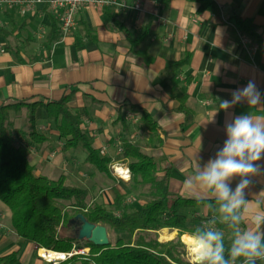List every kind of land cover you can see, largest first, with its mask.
I'll return each instance as SVG.
<instances>
[{"label":"crops","instance_id":"crops-1","mask_svg":"<svg viewBox=\"0 0 264 264\" xmlns=\"http://www.w3.org/2000/svg\"><path fill=\"white\" fill-rule=\"evenodd\" d=\"M124 1L123 6H86L78 13L75 28L64 35L59 30L51 43L47 36L52 19L57 20L58 27L59 21L46 5H37L34 10H23L19 5L1 7L0 28L9 34L0 35V105L27 99L48 102L72 92L69 108L82 111L83 132L94 148L111 157L112 164H118L112 156L114 144L119 150L123 140H130L154 157L160 176L168 173L170 193L213 199L209 192L186 188L185 180L222 146L225 122L231 115L250 113L264 119V105L240 103L227 110L230 116L219 108L222 100L231 99V92L249 80L264 92V0H213L217 9L204 11H199L200 3L193 0ZM136 3L139 8H134ZM232 13L250 18L260 37L237 31L228 21ZM111 16L131 32L133 39L143 33L145 36L132 46ZM187 55V63L166 70L168 63ZM182 98L186 111L178 110ZM26 111H10L7 129L15 145L28 149L34 172L50 178L64 174L68 183L88 188L85 175L79 174L93 167L86 161L85 150H65V139L59 136L54 119L41 107L36 127L47 140L33 142ZM143 112L157 122L155 130L146 127ZM119 114L124 122L118 120ZM237 183L239 177L230 180L233 188ZM116 189L126 203L128 189ZM261 191L264 174L253 177L245 190L253 210ZM218 207L208 203L182 207L179 212L189 223L223 231L225 243L231 245L233 228L221 225ZM2 214L5 231L0 230V255L17 251L25 264H50L37 255L34 244L15 233L11 210L0 200V218ZM246 227L257 231L250 222L240 225L242 231ZM163 231L170 235L168 240L178 235V229L170 227L157 233ZM257 264H264V260Z\"/></svg>","mask_w":264,"mask_h":264},{"label":"trees","instance_id":"trees-1","mask_svg":"<svg viewBox=\"0 0 264 264\" xmlns=\"http://www.w3.org/2000/svg\"><path fill=\"white\" fill-rule=\"evenodd\" d=\"M168 1V0H163ZM200 3L199 11L216 10L213 0H193ZM113 23L125 33L132 43L138 44L145 36L133 39L131 32L121 22L111 16ZM235 29L241 33L259 38L256 24L250 18H242L232 13L228 16ZM56 19H52L51 31L47 41L51 43L58 35ZM9 32L0 28V35ZM13 51L12 48L6 46ZM189 56L167 64V71L176 70L188 62ZM73 93H65L59 99L17 100L0 105V200L11 210L12 227L15 233L36 248H46L56 252H73L75 245L81 242L87 253H76L57 264H191L187 246L181 237L184 233L193 234L186 216L180 214L182 207H196L202 204L216 203L214 199H191L172 194L168 190V173L160 176L154 157L144 154L141 146L130 140L122 142V158L128 159V167L136 183L147 186L149 199L139 209L129 210L124 206V195L118 193L113 208L97 202H90L91 191L67 182L61 174L57 178L38 175L28 159V149L17 146L7 129L10 111H28L29 137L33 142L47 140L36 127L37 110L43 108L52 117L65 139L64 149L81 147L86 153V161L98 172L109 175L111 157L94 148L90 138L83 132L82 111H72L69 102ZM178 110L186 111L185 98H182ZM118 120L124 122L119 114ZM142 120L146 127L155 130L157 122L143 112ZM61 201H68L69 207H63ZM70 211L72 213H70ZM81 216L88 222L104 225L106 228L122 230L130 235L128 242L118 239L114 244L109 241L105 246L95 245L88 239L78 238ZM222 225V223H221ZM178 229L175 239L158 240V230ZM225 243V240H224ZM231 245L225 243V256H229ZM240 260V259H238ZM0 264H25L17 251L0 255Z\"/></svg>","mask_w":264,"mask_h":264},{"label":"clouds","instance_id":"clouds-1","mask_svg":"<svg viewBox=\"0 0 264 264\" xmlns=\"http://www.w3.org/2000/svg\"><path fill=\"white\" fill-rule=\"evenodd\" d=\"M240 103L249 107L264 105V92L254 80L233 90L231 99L222 100L219 108L230 116L227 110ZM225 134L214 157L196 168L194 175L185 180V187L209 192L218 204L220 222L233 228L229 256H225L223 231L197 227L192 234L195 242L188 248L191 264H234L238 259L242 264H257L264 260V231L259 230L264 228V191L256 200L255 210L250 208L252 201L245 192L253 177L264 174V164L258 163L264 161V119L250 113L231 115L225 122ZM235 177H239V183L233 188L230 180ZM249 222L257 231L247 227L241 230L240 225Z\"/></svg>","mask_w":264,"mask_h":264},{"label":"rangeland","instance_id":"rangeland-1","mask_svg":"<svg viewBox=\"0 0 264 264\" xmlns=\"http://www.w3.org/2000/svg\"><path fill=\"white\" fill-rule=\"evenodd\" d=\"M1 8V7H0ZM18 39V37H17ZM27 110V109H26ZM27 121H28V111H26ZM29 125V122H28ZM80 150L83 151L82 148ZM86 153L85 151H83ZM112 156L114 159H116L118 164H109V175H106L104 173L98 172L94 167L83 169V172H79V174L85 175L86 182L84 183L85 186H87L91 190V198L90 202H97L99 204H102L108 208H113L114 206V199L118 194L117 187L120 188L122 191L125 189H128L126 192L129 197L128 199L125 198L126 203L124 202V206L129 209L133 210L137 207L141 206L143 202H145L147 199H149V189L147 186H142L138 183H136L133 179V175L130 171V178L128 180L122 179L115 170L116 165L123 166L124 168L128 167V163L126 160L122 158L121 151L118 150L117 144H114ZM125 182V183H124ZM110 189H106V188ZM106 192V193H105ZM109 201L111 203H109ZM4 204V203H3ZM63 207L68 208L69 202L68 201H61L60 203ZM70 213H72L70 211ZM196 228V224L190 223L189 229L193 230ZM0 230L5 231V215L2 214L0 218ZM107 235L109 238V241L113 244L116 242L118 238H121L125 241L129 240V234L126 232H117L113 229L107 228ZM159 238V233H158ZM81 249H84L81 247V242L77 243L75 245V248L73 251H79ZM89 248L85 250V252H88ZM188 251V247H187ZM37 255L40 257L38 251ZM188 259L191 261V257L188 251L187 254Z\"/></svg>","mask_w":264,"mask_h":264},{"label":"built area","instance_id":"built-area-1","mask_svg":"<svg viewBox=\"0 0 264 264\" xmlns=\"http://www.w3.org/2000/svg\"><path fill=\"white\" fill-rule=\"evenodd\" d=\"M124 4V0H0V7L5 5H19L23 10H34L37 5H46L56 14L59 21V30L63 35L69 33L73 28H75L77 25L78 13L86 6L95 5L99 8H105L117 5L123 6ZM139 7V3L134 4V8ZM245 39L246 38L244 37V40ZM119 151H122L121 147H119ZM127 170V174L130 178V169L127 168ZM83 252H85V248L69 253L63 252L66 255L63 259H53L47 262L50 264H57L58 262L65 260L73 254ZM40 257L45 260L44 257ZM234 264H242V261L236 260Z\"/></svg>","mask_w":264,"mask_h":264},{"label":"water","instance_id":"water-1","mask_svg":"<svg viewBox=\"0 0 264 264\" xmlns=\"http://www.w3.org/2000/svg\"><path fill=\"white\" fill-rule=\"evenodd\" d=\"M80 218L81 224L78 229L79 239H88L95 245L99 246H105L109 243L106 226L101 224H92L88 222L83 216Z\"/></svg>","mask_w":264,"mask_h":264},{"label":"bare ground","instance_id":"bare-ground-1","mask_svg":"<svg viewBox=\"0 0 264 264\" xmlns=\"http://www.w3.org/2000/svg\"><path fill=\"white\" fill-rule=\"evenodd\" d=\"M116 173L122 177L124 180H128L129 179V175L127 174V168H124L122 166H117L115 168ZM170 238V235L165 233L164 231L160 233L159 235V239L160 240H168ZM182 241L186 244V246L189 248L190 244H194V239L193 236L189 233H184L182 235ZM196 249L193 248V251H195ZM39 255L44 257L46 261H51L53 259H63L66 255L63 252H56L53 250H49L46 248H40L37 250Z\"/></svg>","mask_w":264,"mask_h":264}]
</instances>
